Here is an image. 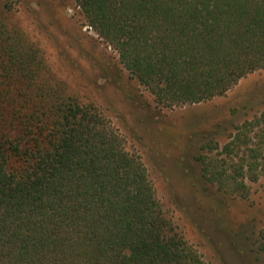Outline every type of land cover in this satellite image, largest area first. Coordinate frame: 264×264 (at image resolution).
<instances>
[{"label": "trees", "instance_id": "trees-1", "mask_svg": "<svg viewBox=\"0 0 264 264\" xmlns=\"http://www.w3.org/2000/svg\"><path fill=\"white\" fill-rule=\"evenodd\" d=\"M75 1L161 104L225 95L264 69V0ZM13 11L0 0V264H210L100 107L44 75ZM238 130L230 162L205 170L242 192L264 174V110Z\"/></svg>", "mask_w": 264, "mask_h": 264}, {"label": "rangeland", "instance_id": "rangeland-1", "mask_svg": "<svg viewBox=\"0 0 264 264\" xmlns=\"http://www.w3.org/2000/svg\"><path fill=\"white\" fill-rule=\"evenodd\" d=\"M10 20L40 50L51 83L100 107L142 157L165 211L207 262L264 264V174L247 177L238 192L205 170L211 159L230 162L224 147L264 110V69L225 95L167 106L125 68L75 0H15Z\"/></svg>", "mask_w": 264, "mask_h": 264}]
</instances>
